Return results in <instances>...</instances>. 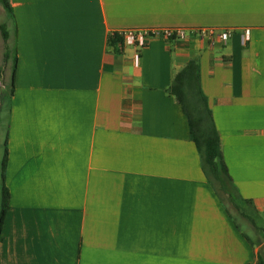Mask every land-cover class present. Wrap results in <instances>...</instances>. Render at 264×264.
I'll return each instance as SVG.
<instances>
[{"label": "crops", "instance_id": "0c3cea01", "mask_svg": "<svg viewBox=\"0 0 264 264\" xmlns=\"http://www.w3.org/2000/svg\"><path fill=\"white\" fill-rule=\"evenodd\" d=\"M10 4L8 13L0 3L11 195L0 264H256L264 243L211 185L168 89L197 59L224 160L262 218L264 0ZM151 29L230 37L109 45L115 33Z\"/></svg>", "mask_w": 264, "mask_h": 264}, {"label": "trees", "instance_id": "16d2710c", "mask_svg": "<svg viewBox=\"0 0 264 264\" xmlns=\"http://www.w3.org/2000/svg\"><path fill=\"white\" fill-rule=\"evenodd\" d=\"M1 5L8 13L12 12L10 0H0ZM0 30L5 41L9 39L7 27L0 25ZM124 44V37L115 33L109 38V45L117 46ZM10 56L9 49L5 53V58ZM168 92L173 96L182 107L187 116L191 139L195 143L201 158V164L205 175L210 181L217 193L223 197L225 194L231 203H233L241 214L251 220L256 225L251 216H248L243 204H249L238 192L227 164L224 160L220 134L215 124L212 111L209 107L207 97L202 91L200 85V65L197 59H192L175 76ZM7 146V142H6ZM8 160V150L6 148L2 161V204L0 213V242L3 237V226L10 210V192L5 185L6 166ZM256 264H264L262 253Z\"/></svg>", "mask_w": 264, "mask_h": 264}, {"label": "rangeland", "instance_id": "374dc122", "mask_svg": "<svg viewBox=\"0 0 264 264\" xmlns=\"http://www.w3.org/2000/svg\"><path fill=\"white\" fill-rule=\"evenodd\" d=\"M5 20L6 18H4V15H0V24H2ZM3 53H4V41L2 38V32L0 31V67L2 66L4 70L5 64H4ZM1 75H2V68L0 69V95L2 94V91H3V88H2L3 79ZM9 83L6 81L7 85ZM1 101L2 100H0V103L3 104V102ZM5 104H6V101H5ZM6 131H7V108L5 111L2 112L1 121H0V213H1V201H2V198H1V186H2L1 163H2V156H3V149H4L3 144L5 141V137H6ZM223 195H224V200L227 203V207L232 212L233 216L235 217V219L237 220V222L239 223L243 231H245V233L248 234L253 240H257L258 238L259 240L261 239V241L264 243V216L260 218L251 210L249 205H244V204L242 205V209H245L246 213H248L252 217V219L253 217L255 218V216L257 217L256 222H255L256 226L259 227V229L263 230V231H259V229H257L253 224H251L247 219L246 221L243 215L241 214V211L233 203L230 202V200L225 194ZM247 222L250 224L254 233L251 231V228L248 226ZM262 255L264 258V245L262 246Z\"/></svg>", "mask_w": 264, "mask_h": 264}, {"label": "built area", "instance_id": "2783aa9c", "mask_svg": "<svg viewBox=\"0 0 264 264\" xmlns=\"http://www.w3.org/2000/svg\"><path fill=\"white\" fill-rule=\"evenodd\" d=\"M124 37V44L144 48L147 41L151 38H162L165 40H185L190 35H197L203 40H207L214 45L217 42H227L230 37L229 31L215 32L212 29H198L186 31L184 29H165V30H126L120 33ZM248 39V38H247Z\"/></svg>", "mask_w": 264, "mask_h": 264}]
</instances>
